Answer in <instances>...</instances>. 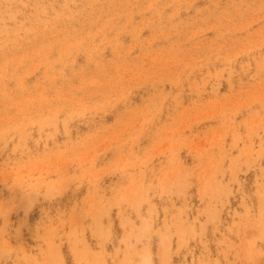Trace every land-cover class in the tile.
I'll return each mask as SVG.
<instances>
[{
  "label": "rangeland",
  "instance_id": "374dc122",
  "mask_svg": "<svg viewBox=\"0 0 264 264\" xmlns=\"http://www.w3.org/2000/svg\"><path fill=\"white\" fill-rule=\"evenodd\" d=\"M166 242L264 264V0H0V264Z\"/></svg>",
  "mask_w": 264,
  "mask_h": 264
},
{
  "label": "crops",
  "instance_id": "0c3cea01",
  "mask_svg": "<svg viewBox=\"0 0 264 264\" xmlns=\"http://www.w3.org/2000/svg\"><path fill=\"white\" fill-rule=\"evenodd\" d=\"M212 237L213 236H210L209 238L213 239ZM221 238L222 237L218 234H215V236H214V240L221 239ZM222 250H224V249H222ZM177 257H178V260L176 262L177 264H191L193 259L198 260L199 255H198V253H197V255H190V254L187 255L186 251L185 252L183 251V252H180L179 254H177ZM194 264H196V263H194ZM210 264H217V263L215 260H213V261H211ZM220 264H222V263H220Z\"/></svg>",
  "mask_w": 264,
  "mask_h": 264
},
{
  "label": "bare ground",
  "instance_id": "6f19581e",
  "mask_svg": "<svg viewBox=\"0 0 264 264\" xmlns=\"http://www.w3.org/2000/svg\"><path fill=\"white\" fill-rule=\"evenodd\" d=\"M6 10H7L8 12H11V7L8 6V7L6 8ZM169 254H170V253H169V242H168V243L166 242L165 245L163 244V246H160V247H159V253H158V255H161L162 263H163V264H165L166 259L168 258ZM126 259L129 260V255L126 256ZM128 264H129V262H128Z\"/></svg>",
  "mask_w": 264,
  "mask_h": 264
}]
</instances>
